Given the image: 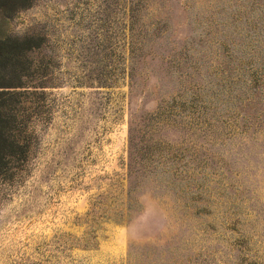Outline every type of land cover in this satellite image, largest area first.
I'll return each instance as SVG.
<instances>
[{
	"label": "rangeland",
	"instance_id": "rangeland-1",
	"mask_svg": "<svg viewBox=\"0 0 264 264\" xmlns=\"http://www.w3.org/2000/svg\"><path fill=\"white\" fill-rule=\"evenodd\" d=\"M0 2V264H264V0Z\"/></svg>",
	"mask_w": 264,
	"mask_h": 264
},
{
	"label": "trees",
	"instance_id": "trees-1",
	"mask_svg": "<svg viewBox=\"0 0 264 264\" xmlns=\"http://www.w3.org/2000/svg\"><path fill=\"white\" fill-rule=\"evenodd\" d=\"M5 17H7L6 13L0 12V63L4 64V68L7 69L17 65L15 64L17 58L14 54L22 45L17 40L5 37L1 29L5 23ZM8 95L17 94L10 93ZM13 100V98L6 97V93H0V177L4 176L6 171L10 169L14 159L25 157L28 149L26 142L13 135L17 131L16 124L19 117L16 109L15 112L11 113V102ZM14 101L18 102L17 100Z\"/></svg>",
	"mask_w": 264,
	"mask_h": 264
}]
</instances>
